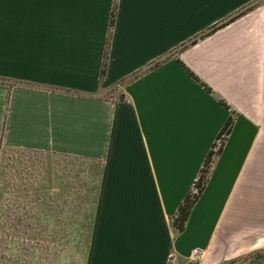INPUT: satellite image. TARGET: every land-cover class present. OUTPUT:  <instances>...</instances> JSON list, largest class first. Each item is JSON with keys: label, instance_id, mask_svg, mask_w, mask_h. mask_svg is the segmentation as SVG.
Returning <instances> with one entry per match:
<instances>
[{"label": "crops", "instance_id": "crops-1", "mask_svg": "<svg viewBox=\"0 0 264 264\" xmlns=\"http://www.w3.org/2000/svg\"><path fill=\"white\" fill-rule=\"evenodd\" d=\"M263 173L264 0H0V209L73 198L85 264H222L221 231Z\"/></svg>", "mask_w": 264, "mask_h": 264}, {"label": "rangeland", "instance_id": "rangeland-1", "mask_svg": "<svg viewBox=\"0 0 264 264\" xmlns=\"http://www.w3.org/2000/svg\"><path fill=\"white\" fill-rule=\"evenodd\" d=\"M124 84L109 94L121 99ZM256 180L244 213L226 222L218 238L227 250L222 264H264V173ZM72 199L69 212L0 209V264H85L87 216Z\"/></svg>", "mask_w": 264, "mask_h": 264}, {"label": "trees", "instance_id": "trees-1", "mask_svg": "<svg viewBox=\"0 0 264 264\" xmlns=\"http://www.w3.org/2000/svg\"><path fill=\"white\" fill-rule=\"evenodd\" d=\"M256 4L252 3L250 4L247 8L241 10L239 13H237L236 15L231 16L228 20H226L225 22H222L219 25H214L213 27H211L210 29H208L207 31H205L202 35L193 38L192 40H190L189 43H194L196 41H198L200 38H203L209 34H211L212 32L216 31L218 28L222 27L223 25H225L228 22H231L233 20H235L236 18H238L239 16L243 15L245 12H247L248 10H250L253 6H255ZM113 19H114V13H113ZM111 19V25H113L114 20ZM109 52H106L105 58H104V65H103V69H102V77L105 75L106 73V65H107V58L109 57ZM160 61L157 62V64H159ZM135 77V76H134ZM132 76V78H134ZM137 77V76H136ZM130 78V79H132ZM129 79V80H130ZM232 117L230 119L227 120L223 130L221 131L219 137H221L223 134L228 136V133L230 131V126L232 123ZM221 151V150H220ZM220 153V152H219ZM219 153L217 155H219ZM215 152L212 150H210L207 158L205 159V163L204 166L202 167L200 176L197 178L195 185L199 188V194H194L192 191H190L187 196H185L183 202L181 203V205L179 206L178 212L176 214V216L173 217L172 219V223L173 226L176 230L177 233L183 232L186 226V222L188 220V217L191 215V212L195 206V203L198 199V197L200 196L205 183H206V178L208 177V174L210 172V168L212 163L215 161Z\"/></svg>", "mask_w": 264, "mask_h": 264}, {"label": "built area", "instance_id": "built-area-1", "mask_svg": "<svg viewBox=\"0 0 264 264\" xmlns=\"http://www.w3.org/2000/svg\"><path fill=\"white\" fill-rule=\"evenodd\" d=\"M227 138V136L226 135H222L221 137H219V139H217L216 140V142H215V144H214V147H213V151L215 152V158H217L218 157V153L220 152V150L222 149V147H223V145H224V141H225V139ZM214 158V159H215ZM213 164H214V162L212 163V165H211V168L210 169H212V167H213ZM192 192L194 193V194H199V188L194 184V186H193V188H192ZM177 254L176 253H171V254H168V258H167V264H180L179 262H178V259H177V256H176ZM199 255H201V252L199 251V250H195L194 252H193V254L192 255H190V257H189V260H190V263H194V262H196L197 260H198V258H199Z\"/></svg>", "mask_w": 264, "mask_h": 264}]
</instances>
